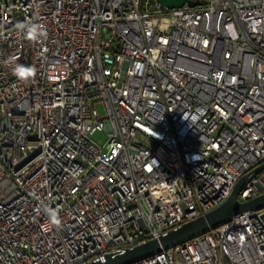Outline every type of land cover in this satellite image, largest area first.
I'll return each mask as SVG.
<instances>
[{
    "label": "built area",
    "instance_id": "1",
    "mask_svg": "<svg viewBox=\"0 0 264 264\" xmlns=\"http://www.w3.org/2000/svg\"><path fill=\"white\" fill-rule=\"evenodd\" d=\"M143 1L0 0V264L123 251L264 162V0ZM131 264H264V208Z\"/></svg>",
    "mask_w": 264,
    "mask_h": 264
},
{
    "label": "water",
    "instance_id": "2",
    "mask_svg": "<svg viewBox=\"0 0 264 264\" xmlns=\"http://www.w3.org/2000/svg\"><path fill=\"white\" fill-rule=\"evenodd\" d=\"M156 2L166 7L182 6L184 3L194 6L201 3L200 0H156ZM262 170H264V162L242 174L234 183L228 196L210 210L158 237L148 239L123 251L105 253L103 258L95 259L89 264H131L228 222L243 212L264 208V192L246 200L238 199V193L243 184Z\"/></svg>",
    "mask_w": 264,
    "mask_h": 264
},
{
    "label": "clouds",
    "instance_id": "3",
    "mask_svg": "<svg viewBox=\"0 0 264 264\" xmlns=\"http://www.w3.org/2000/svg\"><path fill=\"white\" fill-rule=\"evenodd\" d=\"M24 34L28 39L35 40L46 36V30L38 23H31L25 26ZM12 72L18 79L27 80L28 78L35 76L36 69L30 65L16 64L12 69ZM50 219L53 224L58 225L60 223L58 214L55 212H50Z\"/></svg>",
    "mask_w": 264,
    "mask_h": 264
},
{
    "label": "rangeland",
    "instance_id": "4",
    "mask_svg": "<svg viewBox=\"0 0 264 264\" xmlns=\"http://www.w3.org/2000/svg\"><path fill=\"white\" fill-rule=\"evenodd\" d=\"M143 4H145L146 6H150L151 5V1L150 0H144ZM99 113L102 114V109L99 107L98 108ZM107 137L106 131L105 130H101L98 129L96 131H94L91 135L90 138L92 139V141H94L96 144H102L105 139Z\"/></svg>",
    "mask_w": 264,
    "mask_h": 264
}]
</instances>
